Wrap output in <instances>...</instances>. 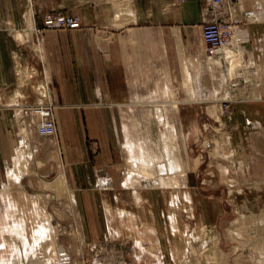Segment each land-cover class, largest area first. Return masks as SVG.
<instances>
[{"label":"rangeland","instance_id":"374dc122","mask_svg":"<svg viewBox=\"0 0 264 264\" xmlns=\"http://www.w3.org/2000/svg\"><path fill=\"white\" fill-rule=\"evenodd\" d=\"M202 24L181 28L184 31L177 61L179 87L174 89V95L156 100L162 106L161 111H155V104L150 102L139 104L141 108L134 105L148 98L48 100L56 113L58 132L52 138L35 139L27 135L29 149L42 161L39 173L47 179L57 174L61 163L66 186L77 199L74 217L59 218L57 214L63 210L67 189L60 188L56 198L51 197L55 190H43L44 196L50 195L51 198L45 197L50 203L40 200L43 211L34 215L33 222L35 229H42L47 216L50 217L53 232L43 244L49 245L45 257L48 262L52 260L51 264H150L148 258L140 256L143 249L151 258L161 255V264H264V54H261L264 42L247 36L246 23L242 28L246 34L244 42L238 46L232 42L229 46L235 54L233 58L223 60L218 53L212 57L225 62L221 76L216 72L215 77L210 75L206 81L207 93L216 97L191 98L190 85L188 89L181 69L189 51L192 53L193 41L200 40ZM24 40L20 38L21 42ZM203 50L204 55H209L206 47ZM225 92L229 96L222 97ZM124 102L131 105L125 106ZM26 112L29 119L31 114ZM161 118L163 127L157 123ZM123 120L130 126L132 139L149 140L153 147L157 133L159 153L174 158L169 163L180 165L176 163L174 167V173L179 175L173 178V183L159 186L160 190H150L159 179L157 169L142 179L145 203L138 201L139 207L132 204L131 195L120 189L118 183L115 187L108 180V175L131 171L120 144L118 126ZM167 127L170 136L161 133ZM51 139L57 145L35 148L36 140ZM132 139L135 142L139 138ZM143 160L150 165L149 157ZM169 163L166 168L172 172ZM36 179L35 175L23 179L26 194L35 196L43 189ZM122 212L125 215L118 217L121 221L118 222L114 215ZM128 213L136 215L135 225ZM76 225H81L83 232L74 230ZM137 225L140 229L153 228L154 233L149 234L146 228L140 231ZM29 234L32 241V232ZM54 241L59 261L54 260L56 250L52 253L50 249ZM39 250L38 247L36 261L31 264L44 261V253ZM138 258L143 261L138 263Z\"/></svg>","mask_w":264,"mask_h":264},{"label":"crops","instance_id":"0c3cea01","mask_svg":"<svg viewBox=\"0 0 264 264\" xmlns=\"http://www.w3.org/2000/svg\"><path fill=\"white\" fill-rule=\"evenodd\" d=\"M204 1L0 0V258L5 260L1 264H18L19 260L31 264L36 261V232L53 228L47 214L45 227L35 229L34 215L43 211L40 200L50 203L45 197L58 196L57 192L51 197L49 194L44 196L43 190L47 185L61 179L62 188L67 189L63 210L57 214L59 218L64 215L74 217V207L77 206L76 195L66 186L61 163H58L57 174L51 179L39 173L42 161L29 149L27 135L35 139L45 137L36 133L35 117L31 115L32 118L26 119V108L48 101L50 97H106V100L108 97H130L128 100H157L174 95L180 79L177 61L180 38L184 31L181 28L186 25L198 26L212 18L204 7ZM233 4L239 9L254 10L255 18L250 19L245 32L249 38L256 37L260 43L264 42V0H234ZM54 11L76 16L80 26L76 29H43L37 37L43 16ZM21 37L25 39L23 42L20 41ZM191 46L193 55L189 51L181 69L188 89L190 85L189 95L191 98L216 97L211 92L207 93L206 81L208 82L210 75L215 77L216 72L221 76L225 62L212 58L214 55H204L203 48L206 46L201 39V31L200 40L196 39ZM230 49H222L223 60L235 55ZM261 54H264L263 50ZM202 78L204 81L201 82ZM224 94L222 97L229 96V93ZM146 102L138 101L134 105L141 108L142 103ZM123 104L131 105L127 102ZM54 117L58 127L55 112ZM118 127L125 162L131 171L127 174L108 175V180L115 187L118 183L120 189L131 195L132 204L139 207L132 197L139 194L145 203L142 179L148 178L157 169L159 179L150 189L155 191L160 190L159 186H167L169 181L172 184L173 178L179 174L167 171L170 158L166 159L159 153L157 133L153 147L149 140L140 137L135 142L131 141L133 133L126 120ZM172 137L171 134V141ZM142 139L145 141L142 142ZM47 144L52 147L57 145V141L36 140L35 148L39 149ZM161 149L163 151V147ZM145 157L150 158L148 166L143 163ZM159 172L163 174L158 175ZM33 175L41 180L40 186L43 188L35 196L26 194L23 184L25 177ZM99 187L102 186L99 184ZM48 189L54 190L52 187ZM137 228L140 229L139 226ZM145 228L143 226L140 231ZM74 230L83 232L81 225H76ZM29 232H32V241Z\"/></svg>","mask_w":264,"mask_h":264},{"label":"built area","instance_id":"2783aa9c","mask_svg":"<svg viewBox=\"0 0 264 264\" xmlns=\"http://www.w3.org/2000/svg\"><path fill=\"white\" fill-rule=\"evenodd\" d=\"M233 2L234 0L204 1V7L212 18L202 24L201 39L210 56L215 55L225 45H229L234 36L241 34L248 19L255 18L254 10L236 8ZM79 26L80 22L76 16L54 11L43 16L42 27L37 30V35L43 29H76ZM244 38L241 37L240 44L244 42ZM26 109L35 117L36 133L39 136L54 137L56 135L53 106L49 101L30 105Z\"/></svg>","mask_w":264,"mask_h":264},{"label":"bare ground","instance_id":"6f19581e","mask_svg":"<svg viewBox=\"0 0 264 264\" xmlns=\"http://www.w3.org/2000/svg\"><path fill=\"white\" fill-rule=\"evenodd\" d=\"M245 10H248V9H245ZM252 19V18H251ZM249 21L247 22V24L250 22V19H248ZM241 34H239V35H237V36H234L232 39H231V43L229 44V45H225L224 47H222V48H220L219 50H218V54H220V55H223V48H227V47H229L231 44H232V42H233V46H238V45H240V42H239V40L241 39V37H245L244 39H246V34H245V32L242 30L241 32H240ZM243 39V40H244ZM246 41V40H245ZM205 45V44H204ZM218 68L216 67V70H217ZM157 100H158V98H157ZM148 102H150L151 103V105L152 104H155V106H154V110L155 111H161L162 110V106L161 105H159L160 103H157V101H156V98H149L148 99V101L146 102V104L148 103ZM159 102V101H158ZM163 113H164V111H163ZM163 113H162V115L161 116H163ZM151 115V114H150ZM156 115V114H155ZM33 116V115H32ZM34 117V116H33ZM153 117V116H152ZM158 118V117H157ZM156 118V119H157ZM163 118L165 119V117L163 116ZM163 118H161V120L159 119V121L157 122L158 123V125L159 126H161L162 125V123L164 124V120H163ZM158 120V119H157ZM166 120V119H165ZM155 121V120H154ZM164 125H162V127H163ZM163 132H161V133H163V135L164 136H168V134L169 133H171V130L169 131L168 130V127H167V130H166V128H163ZM168 133V134H167ZM162 136V135H161ZM169 136H170V134H169ZM167 138V137H166ZM161 140V139H160ZM166 142V141H165ZM172 142V141H171ZM173 143V142H172ZM175 147V146H174ZM177 150V149H176ZM171 151H172V149H171ZM174 151V150H173ZM175 154V153H174ZM177 155V154H176ZM173 156V155H172ZM177 156H179V155H177ZM166 157H167V155H166ZM175 157V156H174ZM172 158V157H171ZM167 159V158H166ZM173 159L174 158H172V161H173ZM176 162V161H175ZM177 163V162H176ZM176 163H169V170H171L172 172H170V173H174L176 170H175V165H176ZM180 166V165H179ZM160 169V168H159ZM137 171V170H136ZM138 172V171H137ZM61 174V173H60ZM138 176V175H137ZM135 177V176H134ZM139 177V176H138ZM170 177V176H169ZM171 179V178H170ZM41 181V180H40ZM53 181V180H52ZM134 181V180H133ZM136 181V180H135ZM62 181H61V179H56L54 182H52V184H50V185H47L46 186V188H48V187H52L57 193H58V190L60 189V188H62V183H61ZM50 183V182H49ZM130 183H131V181H130ZM133 183H137V182H133ZM138 186V185H137ZM131 187V186H130ZM136 187V186H135ZM133 188V187H132ZM131 192V191H130ZM133 195V194H132ZM134 197H132V198H135V201H136V204L138 205V201H142V199H141V197H140V195L139 194H134L133 195ZM38 205V204H37ZM74 209V208H73ZM39 210V209H38ZM132 213V212H131ZM129 214V216L134 220V225H135V220H137V217H136V215L134 214H130V213H128ZM121 215H125V213H118V214H116V215H114V219H116L118 222H121L120 220H119V218H121ZM128 216V215H127ZM134 218H133V217ZM119 217V218H118ZM129 218V217H128ZM173 219V217H171L170 218V227H171V229H172V231L174 232L176 229H175V227H174V221L172 220ZM122 220V219H121ZM109 222V221H108ZM149 222V221H148ZM18 224V223H17ZM20 228V227H19ZM177 228V227H176ZM40 229V228H39ZM120 229V228H119ZM21 230V229H20ZM146 230H148V233L149 234H153L154 233V230L155 229H153V228H146ZM43 231V230H42ZM53 232V229H50V230H46L45 232H41V231H37L36 232V248H35V251L34 252H37V249H38V247L40 248V250L44 253L43 255H44V257H43V259H44V261L42 262V264H44V263H47V264H51V259L49 260V262L47 261L48 259L45 257L46 256V254L49 252V249H48V244L46 245V244H43V240L45 239V237L47 238L49 235H50V233H52ZM19 233H20V231H19ZM35 234V233H34ZM17 235H18V233H17ZM115 235H117V233L115 234ZM19 236V235H18ZM77 237H79V235L77 234ZM7 238V237H6ZM21 238V237H20ZM23 239V238H22ZM47 240V239H46ZM18 241H19V243H20V240L18 239ZM45 241V240H44ZM156 241V240H155ZM49 243V242H48ZM11 244V243H10ZM17 244V243H16ZM51 245V251H52V253H54V250H56L57 249V246H56V243H55V241L53 242V243H51L50 244ZM17 246V245H16ZM20 246H21V244H20ZM158 247V245H156V250H158L159 251V249L157 248ZM14 248V247H13ZM22 248H23V246H22ZM21 248V249H22ZM42 248V249H41ZM39 250V251H40ZM21 251V250H20ZM29 252H31V250H29ZM172 252V251H171ZM173 253H175L174 251H173ZM19 254V253H18ZM55 254V257H56V259H54L55 261L57 260V261H59L60 259H59V257L57 256V250H56V253H54ZM142 254L146 257V258H148L149 259V261L151 262L150 264H153V262L154 263H157V264H161L162 263V259H161V255H159V256H155V257H149L150 255H148V252L147 251H145L144 249H143V252H141V255L140 256H142ZM158 254H159V252H158ZM26 255H28V254H26ZM11 256H12V254H11ZM27 258V257H26ZM25 258V259H26ZM29 258V257H28ZM155 258V259H154ZM12 259V258H11ZM10 259V260H11ZM46 259V260H45ZM9 260V261H10ZM29 260H30V258H29ZM3 261H5V260H2V262L1 263H3ZM27 261V260H26ZM32 261V260H31ZM141 261H143V258H138L137 259V262L138 263H140ZM30 262V261H29ZM34 262V261H33ZM0 263V264H1ZM16 263V262H15ZM18 264H25V262H23V260H19L18 262H17ZM119 263H121V262H119ZM8 264H10V262L8 263ZM28 264V263H27Z\"/></svg>","mask_w":264,"mask_h":264}]
</instances>
